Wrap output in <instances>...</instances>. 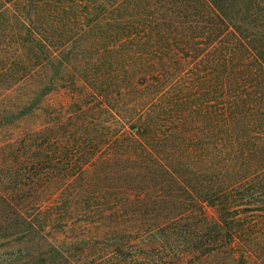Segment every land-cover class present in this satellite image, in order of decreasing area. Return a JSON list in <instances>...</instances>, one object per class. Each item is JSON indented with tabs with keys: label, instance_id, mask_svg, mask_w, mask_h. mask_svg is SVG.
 <instances>
[{
	"label": "trees",
	"instance_id": "16d2710c",
	"mask_svg": "<svg viewBox=\"0 0 264 264\" xmlns=\"http://www.w3.org/2000/svg\"><path fill=\"white\" fill-rule=\"evenodd\" d=\"M10 6L29 7L28 18L34 12L42 28L38 33L36 21L30 26L19 15L29 39L18 32V64L27 69L35 63L41 45L52 70L35 100L41 101L63 81L70 58L60 49L68 32H78L73 40L81 44L95 30L106 28L104 41L101 35L94 41L102 50L95 54L99 59L93 83L97 87L108 77L120 84V74L138 77V105H145L128 118L122 138L139 167L137 175L147 172L157 181L161 175L187 172V154L202 145L210 177L217 173L220 178L204 188L200 208L163 223L152 216L155 226H148L159 233L157 238L147 243L119 239L113 251L141 254L168 247L173 239L183 248L178 259L225 255L231 263L264 264V0H0V13ZM104 54H117L120 60L105 62ZM98 66H108V73ZM80 71L85 75L87 70ZM24 79L18 75L11 82L17 86ZM131 84V93L138 92ZM23 107L31 108L27 103ZM201 204L213 208L216 217L208 218ZM52 239L0 241L22 245L30 252L26 261L50 247L43 264H94L88 250L62 251L59 240ZM33 240L38 244L33 246ZM238 245L242 252L236 257Z\"/></svg>",
	"mask_w": 264,
	"mask_h": 264
},
{
	"label": "rangeland",
	"instance_id": "374dc122",
	"mask_svg": "<svg viewBox=\"0 0 264 264\" xmlns=\"http://www.w3.org/2000/svg\"><path fill=\"white\" fill-rule=\"evenodd\" d=\"M23 8L10 6L0 13V238H55L62 251L88 250L94 264H236L225 255L178 259L183 248L173 239L168 247L141 254L113 251L111 246L119 239L140 238L147 243L157 238L159 233L150 231L153 217L163 223L200 208L204 188L220 178L217 173L210 177L202 145L187 154L183 162L187 172L161 175L157 181L147 172L137 175L139 167L122 138L128 118L145 105H138L142 90L136 86L138 77L120 74V84L108 77L97 87L93 83L99 59L95 54L102 50L94 41L100 35L104 41L109 35L106 28L95 30L81 44L73 40L78 32H68L60 49L70 58L63 81L41 101L35 100L50 82L52 70L37 44V61L27 69L18 64V32L29 39L19 15L28 25L36 21L34 27L42 33L34 12L29 19L31 9ZM123 52L127 54L118 53ZM116 55L104 54L103 61H117ZM121 62L126 64L127 59ZM98 67L108 73V66ZM83 68L85 75L80 73ZM18 75L25 79L16 86L11 81ZM131 83L140 94L131 93ZM26 103L31 108L24 111ZM198 128L202 134L204 124ZM203 209L208 218L216 217L213 208L203 205ZM5 245L0 241V264H43L52 251L45 248L26 261L30 252L22 245ZM108 250L113 257L104 256ZM235 250L238 257L240 245Z\"/></svg>",
	"mask_w": 264,
	"mask_h": 264
}]
</instances>
